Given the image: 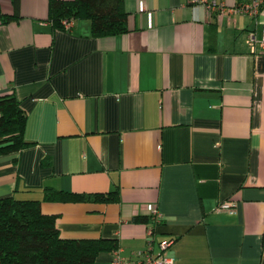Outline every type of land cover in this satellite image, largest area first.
Listing matches in <instances>:
<instances>
[{
	"label": "crops",
	"instance_id": "0c3cea01",
	"mask_svg": "<svg viewBox=\"0 0 264 264\" xmlns=\"http://www.w3.org/2000/svg\"><path fill=\"white\" fill-rule=\"evenodd\" d=\"M263 2L124 0L128 32L94 38L88 20L54 29L49 0H1L0 96L33 145L0 156V199L41 201L62 238L116 239L131 261L152 227L174 264H264V49L248 43ZM45 188L119 201L45 202ZM226 200L234 214L215 211ZM152 208L157 223L135 220Z\"/></svg>",
	"mask_w": 264,
	"mask_h": 264
},
{
	"label": "trees",
	"instance_id": "16d2710c",
	"mask_svg": "<svg viewBox=\"0 0 264 264\" xmlns=\"http://www.w3.org/2000/svg\"><path fill=\"white\" fill-rule=\"evenodd\" d=\"M1 1V0H0ZM17 13L19 0H10ZM1 14V13H0ZM17 18L7 17L6 20ZM128 14L124 0H49L48 20L64 30L63 20H88L94 38L126 34ZM26 115L14 94L0 96V156L31 147L24 140ZM42 166H50L49 159ZM43 201L60 203H117L119 192L74 194L43 189ZM41 201L0 199V264H95L100 253L119 250L116 239L72 240L62 238L56 217L41 211ZM148 223L151 217H137Z\"/></svg>",
	"mask_w": 264,
	"mask_h": 264
},
{
	"label": "built area",
	"instance_id": "2783aa9c",
	"mask_svg": "<svg viewBox=\"0 0 264 264\" xmlns=\"http://www.w3.org/2000/svg\"><path fill=\"white\" fill-rule=\"evenodd\" d=\"M191 4H200L205 3V0H189ZM264 4V2H263ZM258 3H254L252 5H242L235 9V11L239 14L247 13V14H255L256 7ZM210 9L217 11L218 13H223L225 8L222 4L217 3L216 1L210 4ZM261 15L263 16V30L262 37L260 40L257 39L254 33H249L248 35V43L250 48L254 51L256 46L258 45L262 49H264V7L261 11ZM74 20H63L62 26L64 30H70L73 26ZM215 211L218 213H227L234 214L235 213V204L232 201L226 200L219 202L215 208ZM151 220L153 223H157L160 219V215L157 213L155 208L151 210ZM155 231L154 228L148 227L147 229V237L148 242L146 249L143 252H140L137 259L131 261L127 260L120 255V251H116L113 253L112 264H174L173 260L166 257V251L169 249L171 245V240H160L158 242H154Z\"/></svg>",
	"mask_w": 264,
	"mask_h": 264
}]
</instances>
